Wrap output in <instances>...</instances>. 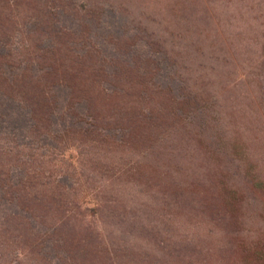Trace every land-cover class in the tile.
<instances>
[{
    "label": "trees",
    "instance_id": "trees-1",
    "mask_svg": "<svg viewBox=\"0 0 264 264\" xmlns=\"http://www.w3.org/2000/svg\"><path fill=\"white\" fill-rule=\"evenodd\" d=\"M189 1L169 0L176 25L187 19L186 10L195 11ZM97 2L0 0V247H19L34 264H191L195 247L167 238L154 223L172 222L176 208L191 217L209 211L210 222L220 220L240 238L261 233L241 245L263 249L261 161L231 120L227 103L236 98L227 81L241 74L227 59L229 49L222 42L202 46L204 30L196 25L189 47L168 52L178 38L173 30L167 40L119 21L109 26L106 45L96 43L94 27L115 15ZM262 17L256 24L264 38ZM18 18L31 26L19 28ZM67 18L71 27L61 24ZM169 25L170 17L165 31ZM260 47L255 65L264 77V41ZM183 56L209 64L188 65L190 73L179 79L174 69ZM67 150L77 152L74 161L65 162ZM123 177L162 191L134 207L120 205ZM259 211L263 225L254 229L249 223L254 226ZM84 214L95 215L103 230L118 229L121 241L106 244ZM131 236L152 241L159 257L128 249L123 242Z\"/></svg>",
    "mask_w": 264,
    "mask_h": 264
},
{
    "label": "rangeland",
    "instance_id": "rangeland-1",
    "mask_svg": "<svg viewBox=\"0 0 264 264\" xmlns=\"http://www.w3.org/2000/svg\"><path fill=\"white\" fill-rule=\"evenodd\" d=\"M91 1L97 2L98 0H79V2L84 3ZM97 3L102 7L104 6V9L106 7V9H111L115 15H113L112 18L108 17L103 19L101 26L94 27L92 38L95 39L94 42L96 43L101 42L106 45L104 38L107 36V33L112 34L109 26H111V23L115 24L119 21L122 25L126 24L129 28L133 27L136 30L139 28L140 31H138V33L140 34H154L157 37L160 35V37L164 36L167 40H172L173 35H169L168 31L173 30L178 38L176 39L175 37L173 39L172 44L174 47L169 49L168 52L171 50L173 52H177L178 50L181 51L186 45L189 47L190 38L193 35V30L196 25H199L204 30V34L201 36V40L203 41L201 43L202 46H204V43L222 42L229 49L227 59L232 62L234 59L237 62V69L241 74L238 77L231 74V79L229 80L228 78L227 81L228 87H226V89L228 93L230 94L232 91V97L234 99L236 98L234 102L227 103L229 106L230 104L232 105L233 111H236L235 113L231 111V120L233 121L235 130L244 138L246 145L254 151L252 153V158H258L261 161L257 162V169L259 170V177L264 180V102L261 103L259 99L264 94V77L257 74L255 65L258 64L257 57H262L260 43L264 41V38H261L263 26L256 24V17L259 18L258 21L263 19L264 0H197V3L191 0L188 2L187 8L194 9L195 11L186 10L187 19L182 18L178 25H176L174 21H171L170 10H172L173 4H170L169 0H99ZM180 5L181 4H179L178 7H181ZM182 6L184 7L185 4ZM67 13L69 12H66V14ZM197 13L198 16H201L198 20H196V18H198L196 16ZM168 17H170V25L165 31L163 26L167 24ZM193 19L195 21L194 24ZM16 20L19 21V28L25 31L31 26L30 23L26 27L23 26V24L27 22L22 20L27 19L18 18ZM71 22H73V19L70 21V19L67 18L65 21L62 20L61 24L65 27H71ZM187 27H189V30H187ZM254 36H258V44L252 42ZM238 53L241 54L239 55ZM169 54L173 55V53ZM221 58L224 57L221 56ZM179 61L180 64L177 63L174 69L179 79L183 78L185 74L190 73L188 72V65L194 67L196 63L209 64V61L205 58L190 63L191 60L183 56L180 57ZM252 64L255 65V67L250 69L249 67ZM248 71L250 72L249 74H247ZM258 88H261V90H258ZM219 93L224 94L225 92L221 90ZM76 155L77 152L67 150L64 155L65 162L74 161ZM123 157L127 160L138 159L135 155L129 158L126 153H123ZM58 171L60 170L58 169ZM204 173L210 179L214 172L209 169ZM130 177H123L118 185V197L122 200L118 203L120 205L126 204V206L134 207V204H137L138 200L146 201L151 195L157 194L158 191H162L160 187H151V184L147 185L140 180L127 182L126 180ZM152 184H154V182ZM166 184L167 183H164V185ZM96 185H99L105 190V187H108L110 183L98 182ZM106 189H114L116 191V186H109ZM165 189L166 186H164V190ZM138 195L140 196L137 197ZM213 195L215 194L213 193ZM206 198L208 197H196V199L204 200ZM204 203L205 201L202 202V204ZM197 207L204 210L201 204ZM171 210L175 214L173 215L174 218L170 217L172 222L168 221L167 218L170 214L169 212V214L166 215L167 221L164 219L162 223L157 221H154V223H158L160 227H164L162 232L167 235V238L172 239L176 243L184 241L188 243V245L190 244L192 248L195 247L194 250L196 255L192 256L191 264H198L197 262L194 263L195 260L207 257V255H210V258H212L209 264H264V248L256 247L255 249L251 248L247 249V251H243L241 245L243 240H245L246 243L257 240L261 233L255 234V232L252 231L248 238H240L234 234L231 235V233H226L224 229L228 227L226 225L221 226L220 220H218L219 224L210 222L207 216L209 211L204 212L207 216L205 218V214L198 217L192 215V218L184 209L179 210L172 208ZM262 213L263 212L259 211L257 222L254 226L252 223H249L252 228L256 227L257 229L263 225V221L260 217ZM84 215L89 223H93L92 226L94 227L91 228H93L95 232L97 228L98 231L102 233L106 244L110 246L111 241L115 243L117 240L121 241L122 235L118 229H114L112 226H105V230H103V225L97 224L95 215ZM230 219L231 218H229V220ZM144 223L147 224V222ZM127 240L123 243L131 245L128 249L134 252H141V254L145 252L149 256L152 253L157 257L160 255V251H152L154 250L152 241L138 239L133 236ZM25 254L26 253L22 252L19 247L14 245L8 244L7 246H2L0 247V264H34L33 260H28L29 258L27 257L29 256ZM163 255L164 254L161 256ZM164 256L167 259V256ZM149 258H152V256ZM161 264L173 263L168 261Z\"/></svg>",
    "mask_w": 264,
    "mask_h": 264
}]
</instances>
